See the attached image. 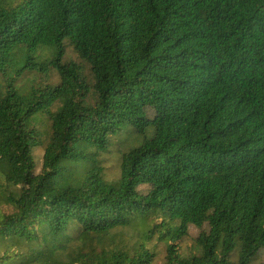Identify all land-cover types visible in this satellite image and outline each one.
Masks as SVG:
<instances>
[{"label":"trees","instance_id":"1","mask_svg":"<svg viewBox=\"0 0 264 264\" xmlns=\"http://www.w3.org/2000/svg\"><path fill=\"white\" fill-rule=\"evenodd\" d=\"M156 234L165 264H262L264 0H0V264H154Z\"/></svg>","mask_w":264,"mask_h":264},{"label":"rangeland","instance_id":"2","mask_svg":"<svg viewBox=\"0 0 264 264\" xmlns=\"http://www.w3.org/2000/svg\"><path fill=\"white\" fill-rule=\"evenodd\" d=\"M10 2H14V5L18 4L20 0H9ZM44 57H47L50 55L49 51L46 50L41 53ZM64 60L66 62H77L79 64H83L78 56V54L74 51L72 47L66 43V54ZM87 74H89V69L86 71ZM20 85H25L28 87H31L33 84L38 83H50L57 85L60 82L59 76L55 71L51 72V75L49 78L38 75V74H29L25 76L20 81ZM43 131L46 130L45 126H40ZM126 140H127V136ZM126 150V143L123 145L120 144V141L115 140V145L111 148V153L107 156V163H106V173L109 179H116L119 176V164H118V157L120 156L122 151ZM43 155L44 151L43 149H36L35 150V159H36V172L41 173L42 167H43ZM142 192L146 193L148 191V187H141L140 189ZM161 219L157 220L156 222L152 223V225L160 223ZM144 228L141 226L137 229H130L128 231H122L118 233V237L116 239V242L119 244H125L129 248L136 247L141 239V235ZM202 232H209V225H205L202 229L197 228L196 226H190L189 229V235L187 238L184 239V241L181 244V253L183 255H190L192 252H194V247L196 240L199 238L200 234ZM150 247L153 248L157 254V257L155 259L154 264H165L166 263V244L161 242L159 240V235L156 234L154 239L152 240ZM258 262L264 264V251L260 253V256L258 257Z\"/></svg>","mask_w":264,"mask_h":264}]
</instances>
